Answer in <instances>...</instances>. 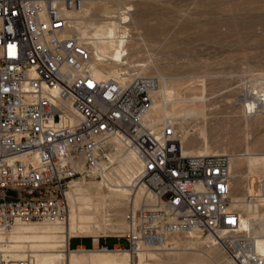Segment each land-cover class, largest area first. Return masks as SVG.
<instances>
[{
  "label": "built area",
  "instance_id": "built-area-1",
  "mask_svg": "<svg viewBox=\"0 0 264 264\" xmlns=\"http://www.w3.org/2000/svg\"><path fill=\"white\" fill-rule=\"evenodd\" d=\"M84 1L0 0V232L19 222L62 220L70 180L94 167L113 138L133 152L135 182L154 200L128 204L122 227L89 234L86 248L132 253L139 244L196 232L223 244L236 264H264V254L239 228L229 155L183 153L172 123L157 132L142 123L157 86L153 75L126 68L114 76L91 72L89 48L67 13ZM110 234L127 245L98 240ZM69 248L76 247L66 240ZM0 264L31 260L8 255L0 241Z\"/></svg>",
  "mask_w": 264,
  "mask_h": 264
},
{
  "label": "rangeland",
  "instance_id": "rangeland-1",
  "mask_svg": "<svg viewBox=\"0 0 264 264\" xmlns=\"http://www.w3.org/2000/svg\"><path fill=\"white\" fill-rule=\"evenodd\" d=\"M121 3L128 5L127 12L117 8ZM87 6H91L100 27L108 24L106 20L117 21L121 16L120 12L127 14L125 24L128 35L122 55L127 63H123L125 66L120 64L127 71L153 75L157 79L155 88L162 76L167 81L178 82L177 86L176 83L173 85L182 95H202L205 116L187 118L183 128H177L179 136L185 131L188 137L195 139L192 148L198 150L202 140L199 128L203 126L211 147L209 153H226L229 160L231 155L235 158L230 169L231 196L241 197L246 201L255 200V196L246 190L245 169L241 161L246 145L256 151H264V108L254 106L250 110L253 112L249 115L243 112L242 115V107L245 99L255 96L258 84L264 79V0H93ZM140 63H143L141 67ZM110 64L114 63L106 65ZM102 151L98 161H106L107 153L112 151V147L108 146ZM108 163L104 173L111 170L112 172L107 173L109 177L98 168H86L81 175L70 180V184H75L68 185L65 189L67 207L72 205L78 211L80 201L85 199L80 196V188L76 183L84 186L89 181L104 178L108 190L123 184L118 172L111 169L115 163ZM131 180L126 182L127 187H132L135 179ZM260 197L264 198V195ZM91 198L94 200L93 196ZM121 198L127 201V198ZM104 199L106 204L97 206V212L85 226L86 230L77 234L87 236L115 233L122 227L123 223L120 221L127 203L110 205L107 204L108 197ZM257 203L258 207L260 205V212L264 200ZM90 209L92 208H82V211L87 214ZM187 235L189 236L188 233L173 234L167 239L182 241ZM247 235H252V232ZM208 236L196 233L191 240H205ZM4 240H9L10 244L6 245L10 250L16 247L13 244H21V248L26 249L25 253L45 252L29 250L31 247L45 248L43 243L34 242L29 237L13 236ZM75 240L76 238H71L69 245L72 246ZM114 240L116 239L107 237L105 243L110 245ZM117 240L121 245L127 244L122 238ZM211 244L220 248L219 254L230 258L221 244L215 241ZM202 246L205 243L199 245L200 248ZM176 247L182 248L184 244L180 243ZM96 254L101 253H84L83 256ZM144 255V264H176L167 252H162L159 257L148 252ZM25 256L31 260L30 255ZM130 258L132 261L135 259ZM230 263L234 264L233 261Z\"/></svg>",
  "mask_w": 264,
  "mask_h": 264
},
{
  "label": "bare ground",
  "instance_id": "bare-ground-1",
  "mask_svg": "<svg viewBox=\"0 0 264 264\" xmlns=\"http://www.w3.org/2000/svg\"><path fill=\"white\" fill-rule=\"evenodd\" d=\"M92 1L93 0H85L78 8L67 11L69 26L89 48L90 57L87 61V65L91 72L97 77H104L106 75L114 76L125 68L120 64L127 63V60L122 59V54L123 46L126 43L128 35V27L125 24L128 16L120 12L121 16H119L117 21L106 20L105 22H108V24L100 27L96 22L97 17L94 15L91 6H87ZM122 5H126V3H121L120 6ZM126 6L128 7V5ZM108 63L114 64L106 65ZM142 65L143 63H140V67ZM158 83V87L152 90L151 107L141 119L145 126L157 132L162 125L172 123L177 130V128H183V124L187 121V118L205 116L202 95L199 93V95L196 93L192 95H182L173 85L176 83L177 86L178 82L167 81L162 76L159 77ZM202 85L199 84V86ZM258 85L259 87L258 90H256L255 96H251L250 98L252 99H245V104L242 107V115H244L243 112L249 115L250 112H253L250 110L254 106L264 108V79H261ZM254 112L259 113V111ZM199 134L202 139L201 146L198 150L195 149V151L192 148L195 139L188 137L185 131L182 132L179 139L181 151L183 153L211 152V147L208 143L205 128L203 126L199 128ZM110 142L111 144L109 146L112 147V151L107 153L108 159L106 161H98L92 169L98 168L104 173L106 163L114 162L115 165L113 164L114 166L112 165L111 169L118 172L123 184L118 187H109L110 189L108 190V184L105 182L104 178L89 181L84 186L82 183H76L80 188V196L85 197V199L80 201L79 205L81 207L78 211L74 210L71 205L70 208L67 207L66 214L62 220L19 222L12 225L9 229L0 232V241L5 242V244L9 243V240L5 241L4 239L13 236L29 237L30 240L34 242L40 241L45 247L43 249L31 247L29 250H44L45 252L25 253L24 251L26 249L21 248V244H13L12 246L16 247H12L11 250L6 245L8 255L12 257L30 255L32 264H144L143 262L146 257L144 255L145 252L151 253V255L157 257H159L162 252L170 253L176 264H231L230 261L234 262L232 257L228 258L227 256L219 254L220 248L212 246L213 244L211 243L213 238L210 235L208 236L210 239L206 237L205 240L198 241L197 238L191 240L192 235L196 234V232H189V236L187 235L188 237L182 241H177L176 239L168 240V237H166L164 240L157 243L139 244L132 253L126 248H108L100 251L95 248L78 246L76 248L66 249L68 235L71 236V234H77L78 232L86 230L85 226L91 222L93 214L97 212V206L101 207L103 204H106L105 197H108L107 204L118 205L127 203L128 205L131 203L133 207L138 206L143 201L152 202L154 200L153 194H151L143 183L134 181L132 187L126 186V182L129 183L132 178L133 180L135 179L139 169V163L132 151L123 148L113 138L110 139ZM249 146L250 145L245 146L246 151L243 153L241 164L245 169L246 190L255 196V200L246 201L241 197L232 196L231 203L241 210L239 214V228L247 234L252 232V235H248L250 237V245L257 253L264 254V206L262 211L259 212L258 208L260 205L258 207L257 203L259 202L260 204V202L264 200L263 197H260V195H264V151H256L255 148L252 149L253 147L250 148ZM234 159V156L231 155L229 160L230 169L235 162ZM110 171L107 170V173ZM117 172L115 173L117 174ZM107 173L104 174L109 177ZM74 184L69 183V186ZM92 196L94 200L91 198ZM121 197L124 199L127 198V201L123 200ZM88 207L92 209H90L87 214L83 213L82 208ZM117 222H119V220H117ZM180 243L184 244V247H176ZM202 243H205V246L200 248L199 245ZM169 244H173V246ZM221 247L223 248L224 245L221 244ZM84 253L101 254L83 256ZM34 255L35 257H33ZM130 256L135 257V259L132 261ZM32 257L34 259H32ZM234 264L236 263L234 262Z\"/></svg>",
  "mask_w": 264,
  "mask_h": 264
},
{
  "label": "crops",
  "instance_id": "crops-1",
  "mask_svg": "<svg viewBox=\"0 0 264 264\" xmlns=\"http://www.w3.org/2000/svg\"><path fill=\"white\" fill-rule=\"evenodd\" d=\"M107 237H111V238H115V239H116V240H114L110 245H114V244H119V245H121V244L119 243V241L117 240V239H119V238H122L123 241L127 242V240H126L125 238H123V237H116V236H113V235H111V234H110V235H106V236H104V237H99L98 240H99V241H104V242H105V240H106ZM71 238H76V240L74 241V243H73L72 246L69 245V242H70ZM67 241H68V245H69V247H77V246L89 247V244H90V240H89L88 235H87V236H83V235H79V234H78V235H77V234H71V236L68 235V239H67ZM126 245H127V244H125V245H121V246H126Z\"/></svg>",
  "mask_w": 264,
  "mask_h": 264
},
{
  "label": "water",
  "instance_id": "water-1",
  "mask_svg": "<svg viewBox=\"0 0 264 264\" xmlns=\"http://www.w3.org/2000/svg\"><path fill=\"white\" fill-rule=\"evenodd\" d=\"M8 192H10V193H11V191H8Z\"/></svg>",
  "mask_w": 264,
  "mask_h": 264
}]
</instances>
